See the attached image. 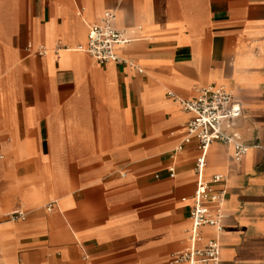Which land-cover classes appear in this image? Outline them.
Segmentation results:
<instances>
[{"label": "crops", "instance_id": "0c3cea01", "mask_svg": "<svg viewBox=\"0 0 264 264\" xmlns=\"http://www.w3.org/2000/svg\"><path fill=\"white\" fill-rule=\"evenodd\" d=\"M107 11L126 64L79 49ZM208 87L240 104L248 151L210 145L203 176L224 178L226 218L199 245L264 264V0H0V264H172L198 142L175 152L192 114L168 93Z\"/></svg>", "mask_w": 264, "mask_h": 264}, {"label": "built area", "instance_id": "2783aa9c", "mask_svg": "<svg viewBox=\"0 0 264 264\" xmlns=\"http://www.w3.org/2000/svg\"><path fill=\"white\" fill-rule=\"evenodd\" d=\"M115 15L107 11L99 22L88 26L86 43L79 47L88 54L97 65L107 63H125L120 60L116 48L130 43V38L123 30L114 27ZM30 48V46H28ZM42 52H37L40 55ZM130 66L132 63L128 62ZM138 72L141 70L137 69ZM168 95L178 102L183 111L191 113L192 118L186 123V134L175 152L182 150L192 139H196L198 156L194 163L196 185L189 211L190 226L187 230V246L171 255L172 264H220V245L217 239H208L203 245L201 229L212 228L217 234L223 231L226 218L224 204L226 191L216 186L224 183L221 175H213L205 180L203 173L206 156L210 145L220 142L231 149L235 159H241L248 151L238 131V120L242 117V108L233 96L223 88L208 87L199 91L192 100H180L173 94ZM169 176H174V168L168 169ZM51 206L49 205L48 208ZM25 212L16 208L6 216V221H18L25 218Z\"/></svg>", "mask_w": 264, "mask_h": 264}]
</instances>
